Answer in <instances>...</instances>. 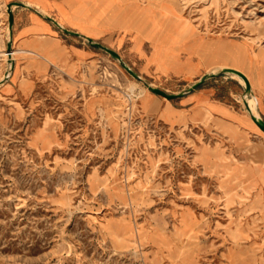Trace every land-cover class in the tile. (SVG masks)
Wrapping results in <instances>:
<instances>
[{"label":"rangeland","instance_id":"obj_1","mask_svg":"<svg viewBox=\"0 0 264 264\" xmlns=\"http://www.w3.org/2000/svg\"><path fill=\"white\" fill-rule=\"evenodd\" d=\"M7 3L0 264H264V0H79L70 23L141 79L54 25L47 58L9 56ZM225 67L249 91H186Z\"/></svg>","mask_w":264,"mask_h":264},{"label":"crops","instance_id":"obj_2","mask_svg":"<svg viewBox=\"0 0 264 264\" xmlns=\"http://www.w3.org/2000/svg\"><path fill=\"white\" fill-rule=\"evenodd\" d=\"M10 2L22 4H14L11 7L13 14L12 29L14 30L15 41L20 46V48H12L13 52L31 53L47 58V54L42 49L44 46L43 37L54 33V26L66 28L79 33L80 37L86 36L92 39L91 36L79 32L70 23L71 17H75L76 4L79 0H8V3ZM51 11L54 12V15L50 13ZM38 49L40 53H38ZM175 110L180 111L179 109Z\"/></svg>","mask_w":264,"mask_h":264},{"label":"water","instance_id":"obj_3","mask_svg":"<svg viewBox=\"0 0 264 264\" xmlns=\"http://www.w3.org/2000/svg\"><path fill=\"white\" fill-rule=\"evenodd\" d=\"M22 5L21 3L19 2H10V3H7V14H8V28L9 30H11L12 28V24H13V14H12V10H11V7L12 5ZM50 20H52L54 23L57 24V22H55L53 19H51L50 17H48ZM62 29V31L64 33H67V34H72V35H76V36H80L79 33L77 32H74V31H71V30H68L66 28H63V27H60ZM82 36V35H81ZM87 42L92 45L93 47H97V48H100L104 51H106L107 53H109L112 57H114L115 59H117L120 63V65L130 74L132 75L133 77H135L136 79H141L137 73H135L129 66H127L123 60L121 59V57L119 56V54L117 52H115L114 50L110 49L109 47L101 44L100 42H97V41H94L93 39H91L90 37H86V36H83ZM11 49V42L8 41L7 42V50H10ZM235 72L237 73L238 75H240L243 80H244V84H245V90L246 91H249L250 89V84H249V81L247 80V78L239 71L235 70V69H231V68H228V67H225V68H222L219 72L217 73H207L203 76H201L196 82H194L193 84H191L187 89L186 91H191L195 88H197L207 77L209 76H213V75H216V74H219L221 72ZM144 84L146 85V87L151 90L152 92L158 94V95H161L162 97H165L167 99H173V98H177V97H180L183 92L181 93H166L164 92L163 90L161 89H158L156 87H152L151 85H149L147 82H144ZM251 119L252 121L264 132V121L260 118V117H255L253 115H251Z\"/></svg>","mask_w":264,"mask_h":264},{"label":"bare ground","instance_id":"obj_4","mask_svg":"<svg viewBox=\"0 0 264 264\" xmlns=\"http://www.w3.org/2000/svg\"><path fill=\"white\" fill-rule=\"evenodd\" d=\"M6 54H8L10 56L11 55V49L10 50H7ZM232 74H233V76L237 77L240 81H242L244 83V80H243V78L240 75H238L235 72H233ZM149 85H151V84H149ZM249 101H251L252 103H254L253 99H249ZM249 115H250V118H251V115H253V116L257 117V118L259 117V115L257 113H255V112H249Z\"/></svg>","mask_w":264,"mask_h":264}]
</instances>
